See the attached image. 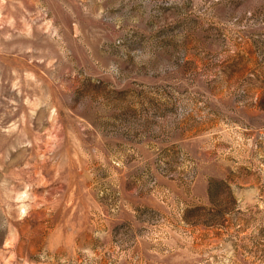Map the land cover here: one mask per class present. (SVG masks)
Instances as JSON below:
<instances>
[{"label": "rangeland", "instance_id": "rangeland-1", "mask_svg": "<svg viewBox=\"0 0 264 264\" xmlns=\"http://www.w3.org/2000/svg\"><path fill=\"white\" fill-rule=\"evenodd\" d=\"M0 264H264V0H0Z\"/></svg>", "mask_w": 264, "mask_h": 264}]
</instances>
